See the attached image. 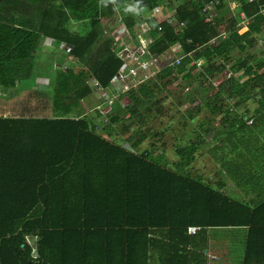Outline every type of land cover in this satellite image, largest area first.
Returning <instances> with one entry per match:
<instances>
[{"label":"trees","instance_id":"trees-1","mask_svg":"<svg viewBox=\"0 0 264 264\" xmlns=\"http://www.w3.org/2000/svg\"><path fill=\"white\" fill-rule=\"evenodd\" d=\"M127 1L0 0L3 92L34 75V58L45 39L64 46L75 61L56 70L57 115L0 118V264H139L149 257L144 244L149 227L189 225L251 227L247 264H264V199L235 201L188 175L184 166L195 161L198 146L179 150L175 170L163 164L164 154L151 158L156 143L139 151L147 140L143 125L171 98L179 109L213 106L212 114L222 118L220 132L258 126L264 117V49L255 48L264 38V0L241 1L250 18L244 33L238 15L226 18L223 1L208 23L202 1L133 0L148 27L145 35L133 30L136 49L151 38L146 56L155 62L180 46L182 64L167 62L158 77L121 93L106 116L97 109L96 118L83 116L73 101L97 86L114 91L127 67L115 34L118 10ZM158 6L162 14L142 19L143 11ZM236 54L241 56L234 59ZM226 65L230 77L215 85ZM189 87L194 88L185 95ZM254 92L260 105L255 111L249 104ZM242 106L254 126L239 113Z\"/></svg>","mask_w":264,"mask_h":264},{"label":"crops","instance_id":"crops-1","mask_svg":"<svg viewBox=\"0 0 264 264\" xmlns=\"http://www.w3.org/2000/svg\"><path fill=\"white\" fill-rule=\"evenodd\" d=\"M222 1L229 9L227 15L232 12L234 14L231 17L238 15L236 18L239 20V26H241V29L246 27L248 31L250 18L242 12V0H220L221 4ZM251 2L253 3L252 0ZM138 11L139 9L133 0L125 2L118 10V28H122L124 24L132 32L134 30L137 34H147L148 27L143 21H139ZM142 14L143 20L148 19V15H158L146 11H143ZM166 16H172V12L166 13ZM103 21L106 22V24L103 22L105 25L111 23L110 19L107 18ZM142 27L145 30L140 29ZM41 43H44V45H41V51L45 48H53L56 44L49 39H45ZM125 45L127 47L130 45L133 48L136 43H126ZM126 46L123 48H127ZM58 48L65 50L64 46L58 45ZM118 48L121 49L119 43ZM40 74L41 69L37 67L34 75L15 90L3 92L0 88V118L5 119L16 116L45 118L51 116L49 113L51 109L45 106L54 107V99L52 96L50 97L48 89L49 85L53 84V78H44L39 76ZM119 86L122 89L128 87V85ZM98 94L99 92L96 91L87 97L86 106L88 103L89 105L84 110L83 116L90 115L91 107L93 108V106L90 107V104L92 102L94 104V99L97 100L99 97ZM10 98H13L14 101L10 102ZM4 100L7 102H4ZM252 103L253 100L250 99V106ZM257 104L259 105L258 102ZM14 108H25L33 113L15 112L13 111ZM251 108L254 111L258 109H254V106H251ZM249 115L247 114L246 118L250 117ZM262 118L264 121V117ZM202 123L205 125L202 126ZM202 123L199 127L197 126L194 131V139L187 145V148L198 146L199 151L196 153L195 161L184 166L185 172L194 179L202 180L211 188L219 190L232 200L251 203L257 199H264V127L250 129L232 127L220 132V127L210 128L205 121ZM254 125L253 122L251 126ZM182 137H186L185 134H182ZM190 137H193L192 133ZM121 146L125 148L127 145L122 144ZM202 153L204 155L208 154V156L216 153L214 154L215 158H209L213 160V176L207 174L205 165L199 168L198 173L193 169L198 158H204V155H201ZM169 168L176 169V166ZM227 176L231 181H227ZM190 228H196L197 230L192 233L189 230ZM148 229V237L145 239L146 243L144 244L148 246L149 257L147 262L144 261L145 258L140 259L139 264H247L251 227L216 225L201 228L198 225H189L186 229L153 226Z\"/></svg>","mask_w":264,"mask_h":264},{"label":"rangeland","instance_id":"rangeland-1","mask_svg":"<svg viewBox=\"0 0 264 264\" xmlns=\"http://www.w3.org/2000/svg\"><path fill=\"white\" fill-rule=\"evenodd\" d=\"M162 12H163V8H162ZM232 12V11H231ZM234 13H230L229 15L226 16V18L231 17V15H233ZM105 24L106 22L103 21ZM104 24V25H105ZM106 26H109V24H107ZM142 30H145V28H140ZM219 29L221 30L222 33H224V38L226 37V32H225V28L224 25H221V28L219 27ZM147 30V29H146ZM247 31L246 27H243L241 29V32L244 33ZM148 32V31H147ZM41 45H44V43H41ZM40 45V47H41ZM121 45V44H120ZM122 47L126 46V45H121ZM39 47V48H40ZM127 47V46H126ZM128 51H132V48L130 47V45H128ZM259 48L264 49V38L261 39L259 45L255 48V50H258ZM180 50V51H179ZM169 55H172L170 57H168ZM175 56H181V48L176 47L175 49L172 50V52H170L167 56H165L162 61H155L154 66L156 67L155 69H153V72H155L154 74H151V76H149L150 79H154L155 77H158L157 75H159V73L166 67L167 62H169L171 59V57H175ZM239 56L236 54L234 56V59H238ZM259 55L258 53L255 54V56L252 57L251 60H255V58H258ZM34 63L35 66L41 69V74L39 76L44 77V78H53V84L49 85V94L50 97L52 96V98L54 99L55 96V89H56V78L58 77V71H56L58 69V67H65V68H70L71 64L75 65V61L68 55L65 53L64 49L58 48V45L55 44V46L53 48H45V50L41 51V52H37L35 58H34ZM162 64V67H161ZM200 71V70H199ZM231 66L226 65L224 67V69H222V71H220L219 76H217V78H215V80L213 81L215 85H218L219 82H223V79H225L226 77H230L231 75ZM156 75V76H155ZM144 75L140 74L138 75L136 78L132 77L130 74H127L122 76V81L120 80V82H118L119 85H128V87H132L130 89H137V86H139L140 84H143L145 81H143ZM175 78V77H173ZM172 78V79H173ZM172 79H167V80H172ZM201 82H197L196 85H199ZM197 87V86H195ZM93 90H95L94 86H92ZM194 87H189L186 89L185 92H183L185 95L188 94ZM128 88H124V89H120V90H126ZM97 91V90H96ZM95 91V92H96ZM178 91V88H174V93ZM99 92V97L97 100L94 99V104H90V107L93 106V108L91 107V113L90 116H93L94 118H96V109L97 107L100 105L99 104V100L101 98V92ZM256 95V92H254L252 94V97ZM166 96V94H165ZM177 96V95H176ZM175 96V97H176ZM257 98V97H256ZM86 98L78 99L73 101L75 106H78V108H82L83 112L84 110H86L87 106L89 105V103L86 106ZM161 99L164 100V96L161 97ZM255 97H253V103L251 106H254L255 108H259L260 106L257 104V102L254 101ZM176 98L173 99H169L167 101H165V103H162V107H161V111L162 113L160 115H156L155 117H153L152 120L148 121L145 125H143L142 127V131L144 136L147 137V140L144 142V144H142V146L139 147V151L140 150H147L150 147L151 143H156V145L158 146V149H156L153 153H152V159L156 160L158 159L160 156H162L164 154V158L163 159V164L174 168L175 167V163H179V161H181V157L179 156V150H181L182 148H187V145L191 143V141L194 139L195 137V129L197 128V126L199 124H201L203 121H207V125L210 128H223V125L221 123V117L220 114H216L213 115L212 114V110H213V106L212 107H208L205 106L204 104L202 105L200 103H197L196 105L190 107V106H185L182 109L177 108L176 105ZM220 98L219 101L220 102ZM13 98H10V102H13ZM1 102V101H0ZM4 102H7L6 100H4ZM199 106V107H198ZM27 107V106H26ZM33 107V106H32ZM49 109H51V111L49 112L51 116L49 117H54V114L57 115V113H55V107H50V106H45ZM15 112H20V113H33L31 110L30 112L25 109V108H14ZM189 111H193L194 116L196 117V119H192V116H190V114L188 113ZM245 112V107L242 106L241 109H239V113H244ZM246 113V112H245ZM12 115V114H11ZM246 118V115H244ZM12 118H27L26 116H16V117H12ZM103 117L98 118L97 117V122H99L100 120H102ZM247 120L249 118H246ZM252 119H249V124L252 125ZM205 125V124H204ZM251 127V126H250ZM264 127V121L263 119H261V121L259 122L258 126L254 127ZM132 132V131H130ZM193 134V137H190V134ZM182 134H185L186 137H182ZM128 136H131V133L128 134ZM181 145V146H180ZM176 147V148H174ZM143 152V151H142ZM138 154V153H137ZM216 154V153H214ZM212 153V156H208L204 155L203 153L201 155H204V158L200 157L198 158L197 162L194 164V168L195 172L198 173L199 172V168L201 166H206L207 168V174L209 176H213V160L209 159V158H215V155ZM199 155V154H198ZM161 164V163H160ZM197 169V170H196ZM175 170V169H173ZM226 177V176H225ZM227 181H231L230 178H228L227 176Z\"/></svg>","mask_w":264,"mask_h":264},{"label":"built area","instance_id":"built-area-1","mask_svg":"<svg viewBox=\"0 0 264 264\" xmlns=\"http://www.w3.org/2000/svg\"><path fill=\"white\" fill-rule=\"evenodd\" d=\"M197 1L204 2L203 12L206 16V22L212 23L217 15L216 8L219 6V4H221L220 0H197ZM252 1L254 2L255 0ZM153 12L155 15L158 14L157 16H159L160 14H162V7L158 6ZM182 26H185V24H182ZM115 34H116L117 43L121 45H125L126 43L133 44L135 42L131 29L124 26V24L122 28H117ZM142 38L143 37H140V39ZM140 41H142L144 47L136 49V46H133L132 51H128V48H123L121 46V54L127 55L126 57L127 67L124 70V72H122L119 75V82L120 80L122 81V76L124 75L127 76V74H130L134 78H136L140 74H143L144 75L143 81H146L150 79L149 76H151V74H154L156 72V71L153 72L152 69L154 63L151 61L149 57L146 56L149 55V53L146 50V47L153 44L154 43L153 40L151 38H147V39H142ZM170 56L172 55H169L168 57ZM170 59L171 60L168 62L170 66L181 65L183 60V58L180 56L171 57ZM202 63L203 60H199L198 62H196L198 67H201ZM194 64L195 63H193V65ZM115 85L116 86L114 88V91H112L111 89H102L99 88V86H97L98 88H96L98 91L101 92L100 105L97 107V110L101 112L103 116H106L109 113V111H111V108L114 102L116 101L117 97L121 93L127 92L130 89L129 87H127L128 89L126 90H120L122 88L119 86V84L115 83ZM104 120L105 122H107L106 117H104ZM97 127H99V125ZM189 230L190 232L195 233L197 229L190 228Z\"/></svg>","mask_w":264,"mask_h":264},{"label":"clouds","instance_id":"clouds-1","mask_svg":"<svg viewBox=\"0 0 264 264\" xmlns=\"http://www.w3.org/2000/svg\"><path fill=\"white\" fill-rule=\"evenodd\" d=\"M97 90V89H96ZM98 91V90H97Z\"/></svg>","mask_w":264,"mask_h":264}]
</instances>
